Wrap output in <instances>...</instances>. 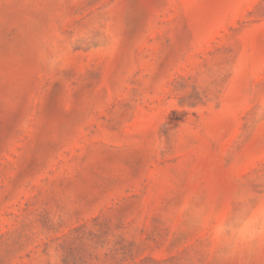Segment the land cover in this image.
<instances>
[{
	"label": "rangeland",
	"instance_id": "1",
	"mask_svg": "<svg viewBox=\"0 0 264 264\" xmlns=\"http://www.w3.org/2000/svg\"><path fill=\"white\" fill-rule=\"evenodd\" d=\"M0 264H264V0H0Z\"/></svg>",
	"mask_w": 264,
	"mask_h": 264
}]
</instances>
